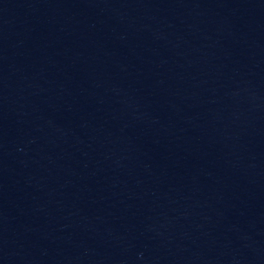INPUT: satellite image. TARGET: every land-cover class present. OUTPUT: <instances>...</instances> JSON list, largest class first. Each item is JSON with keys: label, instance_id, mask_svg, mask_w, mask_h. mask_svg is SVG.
Segmentation results:
<instances>
[{"label": "water", "instance_id": "water-1", "mask_svg": "<svg viewBox=\"0 0 264 264\" xmlns=\"http://www.w3.org/2000/svg\"><path fill=\"white\" fill-rule=\"evenodd\" d=\"M0 264H264V0H0Z\"/></svg>", "mask_w": 264, "mask_h": 264}]
</instances>
